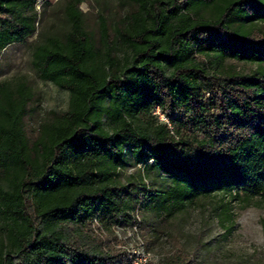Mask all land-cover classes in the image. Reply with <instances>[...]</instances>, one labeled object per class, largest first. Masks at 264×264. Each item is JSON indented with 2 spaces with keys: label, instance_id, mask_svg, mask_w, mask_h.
<instances>
[{
  "label": "trees",
  "instance_id": "16d2710c",
  "mask_svg": "<svg viewBox=\"0 0 264 264\" xmlns=\"http://www.w3.org/2000/svg\"><path fill=\"white\" fill-rule=\"evenodd\" d=\"M59 1L67 29L38 36L31 65L66 110L31 135V85L0 82V264H122L92 226L165 221L216 195L225 232L238 201L262 208L264 238V0H118L124 15L96 31L85 0ZM38 3L0 0V53L37 35ZM128 157L142 174L124 183Z\"/></svg>",
  "mask_w": 264,
  "mask_h": 264
},
{
  "label": "rangeland",
  "instance_id": "374dc122",
  "mask_svg": "<svg viewBox=\"0 0 264 264\" xmlns=\"http://www.w3.org/2000/svg\"><path fill=\"white\" fill-rule=\"evenodd\" d=\"M44 1L40 0L37 5V35L25 43L10 44L0 53V82L23 78L33 89L34 100L26 121L31 135L36 134L41 122L65 111L69 98L67 92L41 80L31 65L38 36H61L67 29L62 2L46 0L47 4L44 5ZM81 9L85 14V26L92 31L97 30L99 16L114 22L126 12V7H121L118 0H85ZM233 65L242 72L250 69L243 64ZM156 114L161 121L166 120L159 110H156ZM140 169L128 157L127 165L120 172V180L125 183L129 177L142 174ZM146 179L156 186L164 182L153 174ZM257 199L250 203H255ZM221 203L220 196L216 195L197 200L183 213L165 221H159L149 213L137 212L132 216L131 223L120 224L112 232L95 225L91 229L95 236L123 253L122 264L135 260L137 264H155L176 251L189 257L193 264H264V238L260 224L262 208L256 204L240 208L238 201L231 203L234 222L230 231L225 232L217 217Z\"/></svg>",
  "mask_w": 264,
  "mask_h": 264
},
{
  "label": "built area",
  "instance_id": "2783aa9c",
  "mask_svg": "<svg viewBox=\"0 0 264 264\" xmlns=\"http://www.w3.org/2000/svg\"><path fill=\"white\" fill-rule=\"evenodd\" d=\"M40 1V0H39ZM157 111H158V109H157ZM155 114H156V112H155ZM144 262H145V260H144ZM129 264H137V261L135 260V261H133V262H131V263H129Z\"/></svg>",
  "mask_w": 264,
  "mask_h": 264
}]
</instances>
